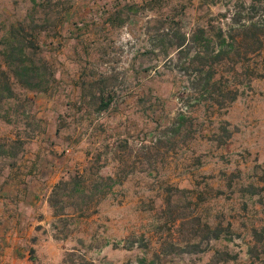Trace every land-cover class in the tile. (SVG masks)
Listing matches in <instances>:
<instances>
[{"label": "rangeland", "instance_id": "rangeland-1", "mask_svg": "<svg viewBox=\"0 0 264 264\" xmlns=\"http://www.w3.org/2000/svg\"><path fill=\"white\" fill-rule=\"evenodd\" d=\"M151 1L0 0V264H264V37L218 107L159 32L251 0Z\"/></svg>", "mask_w": 264, "mask_h": 264}, {"label": "trees", "instance_id": "trees-1", "mask_svg": "<svg viewBox=\"0 0 264 264\" xmlns=\"http://www.w3.org/2000/svg\"><path fill=\"white\" fill-rule=\"evenodd\" d=\"M263 2L264 0H251L250 10L253 11L254 16L248 18V22L240 25L238 24L240 20L233 19L227 33L218 28L215 36L211 35L210 30L205 27L195 28L189 35L179 32L176 34L173 29L163 27L164 21H160L161 30L159 32L168 38L169 47L174 49L179 64L192 75L191 89L197 91L195 93L199 97L194 100L207 97L214 105L219 107L223 106L227 99H229L228 101L235 99L236 91H223L219 87V80L215 77L222 64H224L223 60L229 59V53H233L236 48H239L240 44L247 41V34L251 33V39L258 45L251 54L261 49L264 37L262 36L264 35V12L260 10L263 9ZM255 14H260L258 18L260 20L254 21ZM236 26H239L238 30H236ZM237 54H239V51ZM104 94V91L98 93L100 110H106L112 102L110 94L107 93L106 96Z\"/></svg>", "mask_w": 264, "mask_h": 264}]
</instances>
